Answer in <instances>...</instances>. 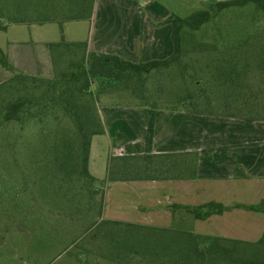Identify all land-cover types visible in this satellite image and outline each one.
<instances>
[{
	"label": "trees",
	"instance_id": "16d2710c",
	"mask_svg": "<svg viewBox=\"0 0 264 264\" xmlns=\"http://www.w3.org/2000/svg\"><path fill=\"white\" fill-rule=\"evenodd\" d=\"M209 1L210 11L196 12L188 18L172 15L167 19L166 22L173 26L175 44L171 57L137 64L118 55L90 51L87 41L66 40L63 25L91 20L95 0H0V31H7L9 25L54 23L57 18H60L57 23L61 27L60 41L49 45L55 70L52 79L18 73L0 84V128L16 125L24 129L31 121L42 125L37 142L29 146L30 174L22 184L23 191H18L16 196L28 193L29 187L36 188L50 203L49 209L59 207L61 212L74 218L82 212L90 215L95 208L94 199L101 193L97 216L87 218L73 241H97L96 254L108 264H264V235L256 242H249L199 235L184 221L176 226L157 227L104 219L103 186L89 169L92 139L105 133L98 110L100 98L119 90H130L144 100L139 107L148 111L149 123L148 155L143 158L151 157L156 113L160 108L147 103V82L153 73L171 68H177L186 87L181 93L176 91L175 105L165 110L240 119L248 123L264 122V45L258 49L249 46L245 49L240 45L227 51L201 47L203 54L213 58L200 71L183 60L189 53L184 49L188 32L200 30L230 8L253 3L264 12V0ZM70 7L75 12L64 10ZM35 9L47 12L33 16ZM58 9L61 11L56 12ZM0 65L11 68L8 55L2 48ZM253 71L256 75L251 74ZM188 73L195 91L188 87ZM216 106L222 112H216ZM50 119L55 122L54 128L49 127ZM66 120L72 125L64 124ZM138 159L124 157L119 160L130 168L131 162ZM240 171L238 168V177H247ZM111 179L110 171L108 180ZM241 207L264 213V201ZM170 208L174 215L176 210H182L185 215L199 220L226 211L217 203L195 208L173 205ZM49 209L44 212L51 216ZM89 251L77 254V259L89 264ZM80 256L85 258L82 260Z\"/></svg>",
	"mask_w": 264,
	"mask_h": 264
},
{
	"label": "crops",
	"instance_id": "0c3cea01",
	"mask_svg": "<svg viewBox=\"0 0 264 264\" xmlns=\"http://www.w3.org/2000/svg\"><path fill=\"white\" fill-rule=\"evenodd\" d=\"M166 1L95 0L91 20L72 21L89 23L92 37L66 40L87 41L90 51L118 55L137 64L165 60L175 50L173 26L166 22L174 14L163 4ZM64 10L75 12L71 7ZM46 12L35 9L33 16ZM51 43L54 42H45L33 61H29V49L12 51L9 42L0 48L5 49L13 64L14 57L20 62L28 60L18 66L19 72L52 79L55 70ZM8 79L0 66V84ZM110 97L111 94L101 96L98 104L105 133L92 139L89 162L91 174L103 186L104 219L157 227L184 221L199 235L249 242L263 237L264 213L241 206L264 201V122L159 109L151 157L145 159L148 111L112 103L108 101ZM124 157L139 159L129 168L119 160ZM238 168L247 177H238ZM110 171L112 179L108 180ZM209 203L220 204L226 211L199 220L182 210H176L174 215L170 208H195Z\"/></svg>",
	"mask_w": 264,
	"mask_h": 264
},
{
	"label": "rangeland",
	"instance_id": "374dc122",
	"mask_svg": "<svg viewBox=\"0 0 264 264\" xmlns=\"http://www.w3.org/2000/svg\"><path fill=\"white\" fill-rule=\"evenodd\" d=\"M163 4L171 14L181 18H188L196 12L211 9L209 0H167ZM57 21L34 27L10 25L7 32L0 31V46L9 42L12 51L19 47L29 49L31 54L29 61H33L34 55L41 54L40 47L45 42L60 41L61 27ZM63 28L67 40H89L93 35V29L87 22H67ZM186 38L188 40L184 44V49L189 53L183 60L200 71L204 64L213 58L212 55L203 54L201 47L227 51L240 45L245 46V49L248 46L250 49L263 46L264 12L258 10L253 3L246 7L230 8L200 30L188 32ZM13 61L14 64L9 60L11 64L9 69L0 65L7 72L9 79L21 73L18 66L21 67L28 62L24 58L21 62L17 61L15 57ZM189 74H186L188 87L195 91V84L190 80ZM251 74L256 75L254 71ZM183 80V77H179L177 68L153 73L147 82L146 94L149 96L147 103L160 109L173 107L176 103V91L181 93L186 87ZM93 89L96 91V85ZM111 95L108 101L112 103L137 107L144 104L142 96H134L130 90L114 91ZM212 95L216 98V95ZM215 101L217 102V99ZM215 111L222 112L218 106ZM48 124L51 128L55 127L52 119ZM64 124L72 125L67 120ZM41 130L42 125L37 121H31L24 129L16 125L0 128V264H84L85 257L80 256L83 261H79L77 254L82 255L87 250H90L87 253L89 264H108L96 254L97 241L86 242L84 239L73 241L79 229L87 222V218L97 216L101 193L95 197V208L90 215L82 212V215H75L74 218H70L69 213L61 212L59 207L53 208V211L49 209L50 203L41 197L36 188L29 187L28 193L16 196L18 191H23L22 184L30 174L29 146L37 142ZM71 194L74 195L75 191L72 190ZM46 209L52 213L51 216L44 212ZM67 248L69 250L64 252Z\"/></svg>",
	"mask_w": 264,
	"mask_h": 264
}]
</instances>
